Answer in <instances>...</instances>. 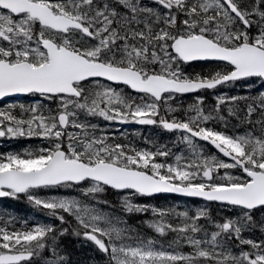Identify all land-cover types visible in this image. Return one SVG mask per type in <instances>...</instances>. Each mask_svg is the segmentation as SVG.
Listing matches in <instances>:
<instances>
[{"label": "snow or ice", "instance_id": "snow-or-ice-1", "mask_svg": "<svg viewBox=\"0 0 264 264\" xmlns=\"http://www.w3.org/2000/svg\"><path fill=\"white\" fill-rule=\"evenodd\" d=\"M152 3L158 7L142 0H0V99L38 94L56 105H20L19 113L14 105L0 109V137L40 136L50 143L35 153L0 155V197L23 195L61 224L65 215L73 217L74 235L92 242L108 264H264V240L243 235L255 223L254 211L264 209V92L221 94L211 110L197 97L184 119L160 115L161 105L177 95L264 80V0ZM197 61L224 67L204 74L183 71V64ZM112 84L127 86L137 97H125ZM224 113L249 130H217V121L227 127ZM89 117L179 132L191 157L176 155L169 163L166 148L110 143L112 138L96 135L99 126ZM197 140L228 162L198 151ZM61 188L79 189V195L41 197L37 192ZM109 189L139 196L177 193L241 211L213 221L207 207L190 216L136 204L124 195V213L151 212L158 217L149 222L151 229L160 236L176 234L165 247L120 226L125 222L97 207L108 204L100 197ZM169 217L181 218L180 223H168ZM200 220L215 230L209 232ZM67 232L41 224L22 230L0 226V264H31L45 250L55 254L53 264H66L55 242ZM180 244L191 251L177 250Z\"/></svg>", "mask_w": 264, "mask_h": 264}, {"label": "rangeland", "instance_id": "rangeland-1", "mask_svg": "<svg viewBox=\"0 0 264 264\" xmlns=\"http://www.w3.org/2000/svg\"><path fill=\"white\" fill-rule=\"evenodd\" d=\"M124 11H125V9H124ZM262 88H263V85L259 89H262ZM223 89H228V88L224 87ZM262 92H264V90ZM225 93H226V91L221 92V94H225ZM211 95L214 96V97L218 96V95L215 94V91H213L211 93ZM233 95H235V89H234L233 86H231L230 87V96H233ZM185 99H188V98L178 99V103H179V104H177V109L178 110H181L182 104H184L183 102L185 101ZM188 101L194 103L196 100L195 99H188ZM36 102L33 103V104H36ZM171 103L172 102H168V104H164V105L166 106V108H168L169 106H171V107L173 106L172 108H174V105L171 104ZM29 104L30 103H20V104H17V105H23L24 107H28ZM17 105H15V106H17ZM210 106H211V104H210ZM15 111H16V113H18L19 109L15 107ZM97 118L101 119L102 122L104 120L103 118H99V117H97ZM80 119L84 120V117L81 116ZM228 119H229V117H227V120ZM234 120H235L234 117H230V123L227 124L229 126V128H230V134H232V133L243 134L245 131L249 130L247 125H245L243 123H236ZM88 122L91 123V124H95V125L99 126V130L97 131L96 135L103 134V135L108 136V134L106 133V130H105L106 127L103 124H101L98 121L93 123L90 120H88ZM222 125L225 126L224 122L220 121V123H219V125L217 127L220 128ZM180 135L175 136L172 139L173 144H175V145L180 144L181 147H179V151L176 152L177 151L176 150L175 151L176 153H174V154L170 152V156L168 157V162L169 163L173 162L174 157L176 155H182L184 157H191V155H189V152L191 153V151H190L188 145L185 144V143H182L179 140ZM196 146H197V150L198 151H202L204 153V155H206V156H216L218 159H221L220 157H218L216 155V153H214V152L212 153L210 148L205 147V146H203L201 144H198L197 141H196ZM183 148H185V149H183ZM160 159H161V161H163L164 158H160ZM226 162H228V161L226 160ZM222 173H223V170L221 171V174ZM231 173L233 175H239L240 174L238 172L236 173L235 170H231ZM37 192H38V194L41 197H51L53 195H57V196H78L79 195V189L73 190V189H67V188H61L59 190H37ZM126 194L129 195L130 198L132 199V201L134 203H136V204L150 205V206L162 209V210L174 209L175 211H177V209H178V212L188 211L190 216L193 215L197 209L205 207V205H203V204H196V205H194L195 208L194 207L191 208L190 206H192V205L185 206V205H181V204H180V206L177 207V201L174 200L170 196H169V199H166V197H164L161 200V203H163V205H162V207H160L158 205V203L155 200H153L155 197H151L152 199H148L150 201H144V199L139 198L138 196H135L132 193L123 192V194L121 196L123 197ZM122 197L112 196L109 193V191H107V193L104 194L102 197H100V199L108 201V204L107 205H104L102 203L101 204H97V207H99L103 212L109 214L110 216L119 217V219L121 221L125 222V224H122L120 226H125L126 225L127 227H129V228H131L133 230L134 234H138L139 237H141V238L152 239V240L156 241L159 245H163L165 247H167L169 244H173V242L176 240L175 237L170 236L168 234L166 236H160L158 233H156L153 229H151L148 226L150 221H152L153 219H158V217H153L151 212L134 213V214L124 213L123 210L120 207V201H121ZM159 201H160V198H159L158 202ZM226 210L227 209L222 208V210L219 211L220 214L223 215V217L212 216L213 221H221L222 218H224V217H235V216H238L240 214L239 210H237L235 208H232V207H230V209H229L232 212H229V211L226 212ZM166 220H167L168 223H172L173 225H176V224L180 223L181 218L169 217V218H166ZM65 221H66V224L64 225L63 228H67L68 229V232H69V239L68 240L71 242L74 239H78V240H80L81 243H84V239L83 238L74 235V231L78 228V225H77L76 221L74 220V218L71 217V216L65 215ZM201 221H203V220H200L199 223L203 225V223H201ZM205 222L208 225H210L209 228L204 225L209 232L215 230L212 224H209L207 221H205ZM56 229L59 231V225H56ZM247 232H250V230L247 231ZM174 235L176 236V234H174ZM243 235H244L245 238H247L245 236L246 233H244ZM58 237H60V236H58ZM56 242H58V238H57ZM185 246H187V245H185ZM177 250L187 253V252L191 251V248L183 249V248L177 247ZM233 250H235V249H233ZM235 251H237V250H235ZM43 255H44V253L41 254V256H43Z\"/></svg>", "mask_w": 264, "mask_h": 264}, {"label": "trees", "instance_id": "trees-1", "mask_svg": "<svg viewBox=\"0 0 264 264\" xmlns=\"http://www.w3.org/2000/svg\"><path fill=\"white\" fill-rule=\"evenodd\" d=\"M250 31L253 35H255L257 31L256 27L253 26ZM46 147L49 146L44 144V148ZM1 153L2 150L0 151V154ZM0 208V226L7 224L9 230H22L25 226L30 228L37 224L51 225L54 228H56V225H59V230L63 229V226L57 223L56 217L47 214L45 210L35 207L34 205L30 204L29 201H24L21 197H6ZM9 221H11V223H9ZM257 225L258 227L254 223L250 229V232H245L246 236L255 241L264 240V231H261L260 229L262 225L260 222H257ZM61 237L65 239L64 243L67 245L68 250L73 252L75 248L72 244H70V241H68L69 237H67V234L65 233ZM245 250H247V246H245Z\"/></svg>", "mask_w": 264, "mask_h": 264}, {"label": "bare ground", "instance_id": "bare-ground-1", "mask_svg": "<svg viewBox=\"0 0 264 264\" xmlns=\"http://www.w3.org/2000/svg\"><path fill=\"white\" fill-rule=\"evenodd\" d=\"M210 103V102H209ZM175 224V223H174Z\"/></svg>", "mask_w": 264, "mask_h": 264}]
</instances>
